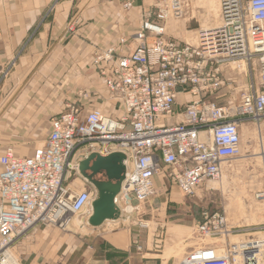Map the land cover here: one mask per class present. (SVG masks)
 Returning a JSON list of instances; mask_svg holds the SVG:
<instances>
[{
	"label": "built area",
	"instance_id": "1",
	"mask_svg": "<svg viewBox=\"0 0 264 264\" xmlns=\"http://www.w3.org/2000/svg\"><path fill=\"white\" fill-rule=\"evenodd\" d=\"M195 1L154 0L142 8L137 32L121 38L123 51L111 46L96 52L94 64L109 96L121 102L120 115L99 109L85 114L78 104H68L52 119L45 144L31 155L19 156L11 146L0 155V264H19L13 243L34 226L67 230L75 216H91L98 190L77 192L71 178L81 177L79 163L92 152L126 155L125 178L115 197L117 220L125 223H135L133 214L157 196L156 176L164 175L184 197H192L220 183L242 156V122L264 121V0H218V23L201 27L196 43L168 35L170 20L195 17ZM132 7V0L123 2L124 9ZM255 68L257 81L240 103L216 100L227 72ZM182 94L193 99L176 107ZM195 226L198 237L217 241L202 242L177 264H264V237L238 239L242 230L224 209H204ZM139 236L134 242L141 250Z\"/></svg>",
	"mask_w": 264,
	"mask_h": 264
},
{
	"label": "crops",
	"instance_id": "2",
	"mask_svg": "<svg viewBox=\"0 0 264 264\" xmlns=\"http://www.w3.org/2000/svg\"><path fill=\"white\" fill-rule=\"evenodd\" d=\"M124 1L0 0V155L10 146L19 156L31 155L45 144L52 119L68 104H78L85 114L95 109L108 116L122 113L121 102L109 96L94 57L111 46L123 51L121 38L137 32L142 8L154 0H132L129 11L123 8ZM175 24L169 22V35L184 40ZM218 94L216 98L225 96ZM192 99L193 95L182 94L176 107ZM252 128V122H242V152L252 143ZM83 155L84 150L77 153ZM243 159H248L244 153L234 161ZM160 177L165 176L155 177L157 187L170 184L165 177L159 185ZM80 181L82 190L92 186L83 176ZM89 217L81 225L71 223L69 231L56 225L34 226L13 243L16 260L19 264H122L124 254L132 264L131 247L138 234L131 229L95 233L90 229L99 226H89ZM151 263L146 259V264Z\"/></svg>",
	"mask_w": 264,
	"mask_h": 264
},
{
	"label": "rangeland",
	"instance_id": "3",
	"mask_svg": "<svg viewBox=\"0 0 264 264\" xmlns=\"http://www.w3.org/2000/svg\"><path fill=\"white\" fill-rule=\"evenodd\" d=\"M208 2L209 0H196L194 4L197 9L192 3L191 12L193 11L195 17L190 14L189 19L169 21L177 23L173 27L181 33L182 39L194 43L197 31L203 25L212 21L214 24L218 23V17H208L210 14L205 7ZM215 5L218 6L217 0ZM167 33L169 35V27ZM256 77L257 68L254 71L249 70L248 73L227 72L226 85L220 89L225 96L216 100L222 104H227L229 100L240 103L243 92L257 81ZM242 128L244 129V126ZM251 130L254 132V138L243 151L248 159L237 163L233 161L232 165L227 167L224 176L227 181L225 188L224 184L214 182L209 185L211 189H203L192 197H184L174 184L160 185L165 178L160 177L157 196L143 203L141 211L133 214L135 223H125L123 219L113 220L105 222L103 227L102 224L98 229L90 230L95 233H112L131 229L140 235L138 239L142 249L138 250L133 242L132 264H146V259L153 262L151 264H176L202 242H216V239L198 237L195 231V225L200 221L204 209L227 211L229 222L240 226L241 233H245L244 237H237L238 239L248 236L264 237V122L261 125H253ZM81 177L73 175L71 178V185L77 192L82 191L77 185L81 182ZM87 215L75 216L71 223L77 220L81 225L82 222H87ZM140 222L146 225L140 227ZM70 227L69 225L65 231H69ZM120 261L122 264H128L129 259L121 254Z\"/></svg>",
	"mask_w": 264,
	"mask_h": 264
},
{
	"label": "water",
	"instance_id": "4",
	"mask_svg": "<svg viewBox=\"0 0 264 264\" xmlns=\"http://www.w3.org/2000/svg\"><path fill=\"white\" fill-rule=\"evenodd\" d=\"M125 160L126 155L121 152L104 156L96 151L79 163L81 176L98 190L88 219V224L94 228L121 217L115 197L120 193L125 178Z\"/></svg>",
	"mask_w": 264,
	"mask_h": 264
},
{
	"label": "bare ground",
	"instance_id": "5",
	"mask_svg": "<svg viewBox=\"0 0 264 264\" xmlns=\"http://www.w3.org/2000/svg\"><path fill=\"white\" fill-rule=\"evenodd\" d=\"M218 2V0H217ZM206 8H208V12H209V18L212 16V17H215L217 18L218 17V13H219V7L215 5V0H209L208 4L205 5ZM211 21H212V18H211ZM216 24V23H215ZM210 25H214L213 21L208 23V24H205L203 25V27H210ZM197 41V36L195 37V40H194V43H196ZM224 184V188H225V185L227 183V181L225 180V178L223 177L222 181L220 182V184ZM75 223H78L77 220H75Z\"/></svg>",
	"mask_w": 264,
	"mask_h": 264
},
{
	"label": "trees",
	"instance_id": "6",
	"mask_svg": "<svg viewBox=\"0 0 264 264\" xmlns=\"http://www.w3.org/2000/svg\"><path fill=\"white\" fill-rule=\"evenodd\" d=\"M159 264V263H158Z\"/></svg>",
	"mask_w": 264,
	"mask_h": 264
}]
</instances>
